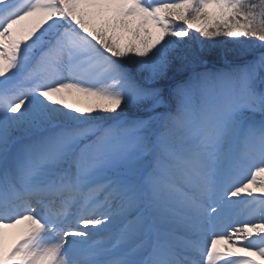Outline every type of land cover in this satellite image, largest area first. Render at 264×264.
Segmentation results:
<instances>
[{
    "label": "snow or ice",
    "instance_id": "1",
    "mask_svg": "<svg viewBox=\"0 0 264 264\" xmlns=\"http://www.w3.org/2000/svg\"><path fill=\"white\" fill-rule=\"evenodd\" d=\"M0 264H264V0H0Z\"/></svg>",
    "mask_w": 264,
    "mask_h": 264
},
{
    "label": "bare ground",
    "instance_id": "2",
    "mask_svg": "<svg viewBox=\"0 0 264 264\" xmlns=\"http://www.w3.org/2000/svg\"><path fill=\"white\" fill-rule=\"evenodd\" d=\"M244 217L243 216H241L240 217V219H243ZM18 232H15L14 231V234L10 237V239H9V241H8V243H9V246L11 245V243H12V241L15 239V238H18Z\"/></svg>",
    "mask_w": 264,
    "mask_h": 264
},
{
    "label": "rangeland",
    "instance_id": "3",
    "mask_svg": "<svg viewBox=\"0 0 264 264\" xmlns=\"http://www.w3.org/2000/svg\"><path fill=\"white\" fill-rule=\"evenodd\" d=\"M69 102H74V97L73 96H68Z\"/></svg>",
    "mask_w": 264,
    "mask_h": 264
},
{
    "label": "trees",
    "instance_id": "4",
    "mask_svg": "<svg viewBox=\"0 0 264 264\" xmlns=\"http://www.w3.org/2000/svg\"><path fill=\"white\" fill-rule=\"evenodd\" d=\"M193 47H194V48H199L200 45H199L198 43H196V42H193Z\"/></svg>",
    "mask_w": 264,
    "mask_h": 264
}]
</instances>
